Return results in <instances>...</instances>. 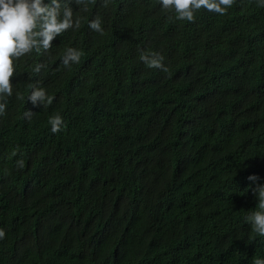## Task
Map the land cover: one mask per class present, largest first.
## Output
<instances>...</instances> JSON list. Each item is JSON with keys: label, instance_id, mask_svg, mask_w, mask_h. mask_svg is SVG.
Wrapping results in <instances>:
<instances>
[{"label": "trees", "instance_id": "1", "mask_svg": "<svg viewBox=\"0 0 264 264\" xmlns=\"http://www.w3.org/2000/svg\"><path fill=\"white\" fill-rule=\"evenodd\" d=\"M60 3L79 28L15 61L0 115V264L264 259L246 222L258 210L247 178L264 185V7L235 0L189 22L160 0ZM97 16L103 35L88 27ZM69 47L83 55L65 68ZM140 50L169 71L148 68ZM37 82L54 97L46 108L28 99Z\"/></svg>", "mask_w": 264, "mask_h": 264}, {"label": "clouds", "instance_id": "2", "mask_svg": "<svg viewBox=\"0 0 264 264\" xmlns=\"http://www.w3.org/2000/svg\"><path fill=\"white\" fill-rule=\"evenodd\" d=\"M95 2V0H90ZM77 5L84 4L85 0H75ZM235 0H160L162 10L175 13V19L180 21L193 22L195 14L205 9L218 15H225ZM258 6L264 7V0H257ZM109 0H103V6L107 7ZM84 11H87L85 4ZM173 19L172 16L168 17ZM80 19H74V13L69 3H60V0H50L45 4L44 0H0V115H4L7 107L6 98L13 95V78L16 65L15 61L32 52L44 53L52 48V42L56 37L61 36L66 31L79 28ZM88 27L103 35L102 20L99 16L88 23ZM83 53L69 47L62 57V64L65 68H70L72 64L80 62ZM140 60L150 69H159L168 72L169 69L163 63L164 57L159 53L140 50ZM43 64H38L34 71L39 73ZM31 94L28 99L33 106L42 105L43 108L53 103L54 97L47 94L46 89L40 86L39 82L30 84ZM18 99L23 96L17 93ZM34 114L25 111V118H31ZM48 123L51 131L57 133L61 131L64 124L59 114L49 117ZM18 149L13 151L16 156ZM17 167L23 169L24 160L16 161ZM255 183L252 189L253 195L258 201L256 208L246 217V222L251 226L253 232L264 237V185L256 183L259 177L250 175L247 178ZM5 237V232L0 229V239ZM252 264H264V259L255 258Z\"/></svg>", "mask_w": 264, "mask_h": 264}]
</instances>
